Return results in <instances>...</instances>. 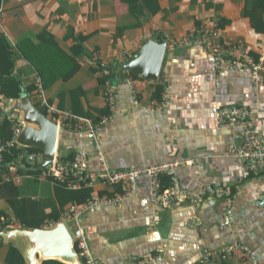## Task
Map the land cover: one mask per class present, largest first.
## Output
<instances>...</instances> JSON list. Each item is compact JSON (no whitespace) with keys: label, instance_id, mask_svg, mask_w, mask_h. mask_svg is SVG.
<instances>
[{"label":"crops","instance_id":"crops-1","mask_svg":"<svg viewBox=\"0 0 264 264\" xmlns=\"http://www.w3.org/2000/svg\"><path fill=\"white\" fill-rule=\"evenodd\" d=\"M259 8L263 13L253 0H155L152 13L141 1L130 12L124 0H1L0 35L10 47L12 77L22 82L20 95L43 109L34 95L33 76L39 75L50 106L96 125L94 132L79 131L67 126V117L55 116L56 121L45 111L60 124L59 157L71 159L84 150L92 172L100 169L97 150L115 171L173 159L181 164L177 175L183 188L197 193L204 185H220L232 189L233 199L230 205L208 198L200 206L164 210L150 203L148 179L140 177L129 199L92 207L79 220L66 222L63 214L70 205L120 189L97 184L67 194L53 181L23 175L17 168V182L0 183V227L48 229L46 224L62 221L71 234L80 230L86 235L100 264H143L146 256H160L158 264H199L205 250L233 242L264 264V176L253 177L227 156L229 146L238 144L234 136L239 130L219 128L216 122L219 109L245 106L257 115L264 135V80L249 72L217 73L205 47L167 49L159 78L170 98L162 104L160 82L121 75L113 67L149 39L177 41L201 27L214 32L215 42H240L253 58H264V7ZM250 13L261 30L252 26ZM78 39L83 41L76 54ZM119 54L127 56L115 60ZM92 58L108 70L90 67L85 60ZM107 91L113 93L115 107L100 125L108 117L103 111ZM7 101L10 111L14 99ZM11 247L0 245V264H11ZM212 264L245 262L235 254Z\"/></svg>","mask_w":264,"mask_h":264},{"label":"built area","instance_id":"built-area-1","mask_svg":"<svg viewBox=\"0 0 264 264\" xmlns=\"http://www.w3.org/2000/svg\"><path fill=\"white\" fill-rule=\"evenodd\" d=\"M2 15L3 11L0 9V17ZM166 45L167 49H175L180 46L205 47L214 60V67L217 73L249 72L253 77H260L264 80V58L262 56L257 59L253 58L240 42L227 40L219 43L215 42L214 32L206 27L198 28L192 34L180 40L169 41ZM125 56L127 54L116 55L115 60L122 59ZM85 61L92 68H97L99 63L93 58ZM147 81L148 83H153L152 80ZM157 81L163 85L162 104H165L170 98L169 88L160 78ZM33 86L35 89L34 95L39 102V106L54 120H56L55 116L59 118L65 116L67 121H69L68 127L79 131H95L96 125L90 121L76 116H66L50 106L46 101L44 85L39 75L33 76ZM105 97L111 114L115 107L114 95L111 91H107ZM9 112L11 111L6 107L2 110V114L8 119L17 122L18 128L15 130L12 142L7 143V146L15 143L14 140L22 128L21 121ZM256 116L251 108L245 106L224 107L216 112V122L219 128L230 127L239 130L234 136L238 140V144L229 146L227 156L232 158L246 173L253 177L264 176V135ZM59 118L56 121H60ZM108 118L109 116L103 118L100 125L105 124ZM57 124L60 125L59 123ZM2 151L4 149L0 147V153ZM37 156L36 153H27L26 151L23 153L26 163L31 168L36 167ZM95 159L100 166L98 172H92L89 169L90 155L84 150H78L71 159H63L57 153L52 166L41 169L40 179H51L53 182H63L65 179H69V188L71 190L91 187L97 184L120 189V193L112 196L93 195L82 205H70L63 214L66 222L79 220L92 207L115 206L129 199L135 194L140 177L148 179L150 203L164 210H172L182 204L200 206L208 198H215L221 200L224 205H230L233 199L232 189L220 185H204L197 193L183 188L177 175L181 164L173 159L144 168L132 167L127 170L117 171L108 168L104 155L98 150L95 152ZM187 164H190V162H187ZM15 172L16 167H9L7 173L2 176L1 181L4 183L17 182L19 178ZM9 173L14 175L7 176ZM164 178L169 181V186L165 189L162 183ZM154 222H158V219H154ZM53 225L46 224L44 228H50ZM75 248L82 260V264H100L92 256L88 247L87 237L80 230L79 236L75 237ZM235 254H240L245 264H260L253 251L236 242L217 250H205L199 264H208L214 260L226 261ZM161 260L160 256H146L143 264H158Z\"/></svg>","mask_w":264,"mask_h":264},{"label":"water","instance_id":"water-1","mask_svg":"<svg viewBox=\"0 0 264 264\" xmlns=\"http://www.w3.org/2000/svg\"><path fill=\"white\" fill-rule=\"evenodd\" d=\"M166 50V43L155 37L147 40L134 56L113 67L121 75L130 73L133 77L157 81ZM9 109L22 123L15 144L22 148H35L40 152L36 158V167L31 170L38 171L52 166L61 138L58 125L41 113L26 94L14 100ZM77 236L79 231L71 234L60 221L48 229L6 228L0 232V245L13 246L21 254L24 264H42L46 261L82 264L75 248Z\"/></svg>","mask_w":264,"mask_h":264},{"label":"trees","instance_id":"trees-1","mask_svg":"<svg viewBox=\"0 0 264 264\" xmlns=\"http://www.w3.org/2000/svg\"><path fill=\"white\" fill-rule=\"evenodd\" d=\"M124 1L128 4L130 12L131 11L134 12L136 10L139 1H141L144 4V7L151 9L152 13L154 12L152 9V4L155 3V0H124ZM253 1H254V7H256L257 9H260L259 7H264L262 4L263 0H253ZM261 13L263 12L261 11ZM249 15L251 17L252 26L256 30H261L262 28L257 26V18L255 20V18L253 17V13H250ZM81 41L83 40L78 39L76 45L74 46L76 47V50L73 49V51L76 54H78L81 51ZM9 49L10 47L7 40L0 35V147L4 149V151L0 153V177L5 173H7L9 167L14 166L16 167V169L18 168L17 172H20L23 175H30L35 179L36 178L40 179L42 170H38V171L30 170L29 168H27L28 166L26 167L27 169L24 170L20 169V164L23 165L26 163V160L23 157V153L26 151L27 153H36L37 155H39L40 153L39 150L35 148H30V149L22 148L16 145L15 143H13L11 146L6 145L7 143L12 142L14 138L15 130L18 128V125L15 120L12 121L8 119L4 114H2V110L6 107V104L8 102L7 99L8 100L18 99L23 90L22 82L12 77L14 62ZM95 69L98 71L105 72L106 69L108 70V67L98 63V66ZM103 82H106V80L103 79ZM26 91L28 92V94H31L32 89L31 90L26 89ZM105 94L106 92H104V98H103L104 99L103 111L106 113L105 115L108 116L109 108L106 102ZM36 107L41 113L46 115L44 109H41L38 106ZM26 165L28 164L26 163ZM44 180H51V179H44ZM1 182L2 181L0 180V183ZM54 183L60 188L64 189L67 194H70V191H72L69 188V183H70L69 179H65L63 182L55 181ZM162 183L164 189L169 186V181L167 178H164ZM5 227H0V230L4 229ZM142 261L144 262V259ZM8 262H10L11 264H23L19 253L13 247L10 248ZM215 262H222V260H214L208 264H212ZM43 264H62V263L58 261H46Z\"/></svg>","mask_w":264,"mask_h":264},{"label":"rangeland","instance_id":"rangeland-1","mask_svg":"<svg viewBox=\"0 0 264 264\" xmlns=\"http://www.w3.org/2000/svg\"><path fill=\"white\" fill-rule=\"evenodd\" d=\"M69 227V226H68Z\"/></svg>","mask_w":264,"mask_h":264}]
</instances>
